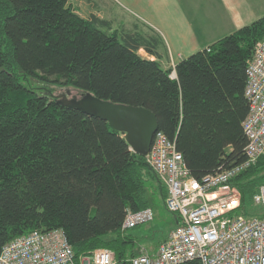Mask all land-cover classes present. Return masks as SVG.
Segmentation results:
<instances>
[{
	"label": "trees",
	"instance_id": "16d2710c",
	"mask_svg": "<svg viewBox=\"0 0 264 264\" xmlns=\"http://www.w3.org/2000/svg\"><path fill=\"white\" fill-rule=\"evenodd\" d=\"M100 25L69 0H0V250L61 229L76 259L105 248L122 261L139 255L120 230L126 210L164 206L165 188L124 135L48 88L151 111L195 179L245 160L246 66L264 17L181 60L176 78L138 54L150 53L141 36ZM262 184L264 158L230 181L237 211Z\"/></svg>",
	"mask_w": 264,
	"mask_h": 264
},
{
	"label": "built area",
	"instance_id": "2783aa9c",
	"mask_svg": "<svg viewBox=\"0 0 264 264\" xmlns=\"http://www.w3.org/2000/svg\"><path fill=\"white\" fill-rule=\"evenodd\" d=\"M244 96L248 113L242 123L246 138L244 162L195 179L173 141L157 131L145 161L166 190L165 209L175 227L150 255L147 251L117 261L113 252L97 249L75 258L61 229L33 231L0 250V264H264V213L247 219L237 215L240 194L230 181L264 158V37L246 66ZM264 206V184L252 195ZM150 208L127 209L120 230L128 232L153 221Z\"/></svg>",
	"mask_w": 264,
	"mask_h": 264
},
{
	"label": "crops",
	"instance_id": "0c3cea01",
	"mask_svg": "<svg viewBox=\"0 0 264 264\" xmlns=\"http://www.w3.org/2000/svg\"><path fill=\"white\" fill-rule=\"evenodd\" d=\"M250 4L246 0H69L77 15L98 20L105 32L119 39L141 36L150 53L140 48L138 54L145 52L144 59L157 61L171 76L181 60L258 20Z\"/></svg>",
	"mask_w": 264,
	"mask_h": 264
},
{
	"label": "water",
	"instance_id": "95a60500",
	"mask_svg": "<svg viewBox=\"0 0 264 264\" xmlns=\"http://www.w3.org/2000/svg\"><path fill=\"white\" fill-rule=\"evenodd\" d=\"M68 94L66 92L63 98ZM61 104L108 123L113 130L124 135L131 151L141 157L148 154L158 131L156 117L144 108L102 101L89 93H82L78 98L69 100L61 99Z\"/></svg>",
	"mask_w": 264,
	"mask_h": 264
},
{
	"label": "rangeland",
	"instance_id": "374dc122",
	"mask_svg": "<svg viewBox=\"0 0 264 264\" xmlns=\"http://www.w3.org/2000/svg\"><path fill=\"white\" fill-rule=\"evenodd\" d=\"M246 2L251 3L250 4V6H252L251 11L255 13L254 19L256 18L259 19L264 16V0H246ZM144 53H142L143 56ZM30 84L32 87L35 88L40 87L39 84L34 82H31ZM48 90L52 91L51 97L68 99V100L72 99L74 96L78 98L79 95L82 94L81 92L70 89L68 96L63 98V96H65L63 90L59 88H48ZM153 213H154L153 221L144 223L132 230H129L128 232H122L123 234L130 235L132 238H134L136 245L135 250H137V254H141L144 251H147L150 255H154L155 253H157L159 244L168 237L169 233L175 227L174 216L165 209V207L162 205V202L160 200L157 206L153 208ZM263 213H264V206L254 205L251 199H246L243 209L236 212L237 215H245L247 219L260 216ZM97 249H105V248H97Z\"/></svg>",
	"mask_w": 264,
	"mask_h": 264
},
{
	"label": "bare ground",
	"instance_id": "6f19581e",
	"mask_svg": "<svg viewBox=\"0 0 264 264\" xmlns=\"http://www.w3.org/2000/svg\"><path fill=\"white\" fill-rule=\"evenodd\" d=\"M244 94H245V92H244Z\"/></svg>",
	"mask_w": 264,
	"mask_h": 264
}]
</instances>
